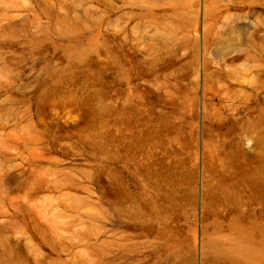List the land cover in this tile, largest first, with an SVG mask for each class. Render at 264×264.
Wrapping results in <instances>:
<instances>
[{"label":"rangeland","instance_id":"obj_1","mask_svg":"<svg viewBox=\"0 0 264 264\" xmlns=\"http://www.w3.org/2000/svg\"><path fill=\"white\" fill-rule=\"evenodd\" d=\"M0 264H264V0H0Z\"/></svg>","mask_w":264,"mask_h":264}]
</instances>
